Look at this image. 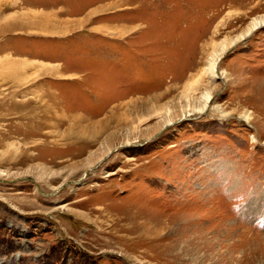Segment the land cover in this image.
Segmentation results:
<instances>
[{"label":"rangeland","instance_id":"obj_1","mask_svg":"<svg viewBox=\"0 0 264 264\" xmlns=\"http://www.w3.org/2000/svg\"><path fill=\"white\" fill-rule=\"evenodd\" d=\"M0 264H264V0H0Z\"/></svg>","mask_w":264,"mask_h":264},{"label":"bare ground","instance_id":"obj_2","mask_svg":"<svg viewBox=\"0 0 264 264\" xmlns=\"http://www.w3.org/2000/svg\"><path fill=\"white\" fill-rule=\"evenodd\" d=\"M206 99H208V98L206 97Z\"/></svg>","mask_w":264,"mask_h":264}]
</instances>
